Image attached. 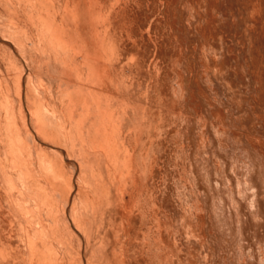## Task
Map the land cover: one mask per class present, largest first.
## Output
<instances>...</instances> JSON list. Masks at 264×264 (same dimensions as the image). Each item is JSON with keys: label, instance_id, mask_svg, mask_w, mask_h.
I'll list each match as a JSON object with an SVG mask.
<instances>
[{"label": "bare ground", "instance_id": "obj_1", "mask_svg": "<svg viewBox=\"0 0 264 264\" xmlns=\"http://www.w3.org/2000/svg\"><path fill=\"white\" fill-rule=\"evenodd\" d=\"M176 1L177 0H169L166 9L161 12L158 6H156L157 4L152 0H140L138 1L139 7H137V12L134 9H123L119 7L118 5L122 4V2H118V0H115L110 6H108L105 0H83L82 5L79 4V0H0V33L2 34V36H0V264H149L150 261L148 256L150 255L159 258V262L161 261L162 264H180V259L187 264H244L242 246L240 243L241 234L239 228L241 226L234 225L232 222L231 208H233L235 214L239 215L234 200L235 197L232 196V192H228L227 195L221 193V197L215 196L213 198L211 202V215L214 221V231L211 237H214V242L212 243V247H210L211 245L209 246L208 237H206L205 233L206 213L204 214L206 211V207L204 208V206L208 204L207 201L209 200L206 201L207 197H203L205 199L199 198V193L196 195L193 191L194 189L190 187V184L195 183L196 179L194 177L195 175L192 173V168L195 163L202 177L213 173L219 179V175L221 176L223 170L228 168V164L230 168L236 166V160L239 158V153L242 152L246 153L249 157L248 162H256L257 168L261 171L257 180L264 185V153L259 146L255 145L256 142L253 141L252 143L250 141L252 145L255 143V146H252L249 141H246L247 139L244 140V136L241 135V132V136H234L236 132L235 129L234 134L231 133L232 131L230 129V131H228V129L226 131L220 130L219 118L213 117V121L207 124L201 118L187 114L193 112L188 97L191 93H197L193 100L194 106L198 108L202 107L203 109L206 102L207 105H210V109L215 108V115L219 117V114L216 113L219 112V107L223 105L227 118L233 120L235 115L234 124L240 123V119L243 120L246 117V121H243L247 129L249 130V128L252 127V123L250 124V114H247V112H251V82L245 78L244 82H241L240 88H236L238 83L233 84L229 81L219 80V54L222 53V55H225L226 53L232 52V48L239 47L241 51L236 52L238 58L232 56V59L234 58V61L237 60V63L238 60L247 62V57H245L243 49L247 52L252 49L251 35L248 43L243 35L232 38L230 34V41L227 40L228 38L226 35V37L220 39L219 44V27L220 25L223 27V22L221 20V22L219 21V0H185L183 6H180L181 8L179 7L180 11L183 13L179 23L187 27L193 37L199 39V53L202 59L199 63L202 67L201 74H195L196 76H193L192 65L190 63V53L192 49L182 33H178L176 28L179 24L176 17L172 14L173 5L176 4ZM253 7L256 9V3H253ZM110 13L116 14L118 29H122L123 26H125L124 17L128 16L133 25L132 30L140 34V19H137V16L139 17L140 15L145 22H152L157 31H162L164 33L166 47L170 52L166 55V70L168 75H166V77L169 79H166L169 81V84L167 83L169 85L168 94L166 96L167 99L163 98L164 101L162 100L164 103L167 100V104L163 102V104L159 103L156 97L159 93L160 96L164 95H161L163 90L160 92L159 89L161 88H158L159 76L164 73L162 70V73L158 76V83L155 82L156 78L153 79L154 76H151L154 83L150 86L148 84L147 86L149 87L146 86L148 81L146 83L144 80L146 76L143 77L144 83L146 84H141V86H143V91L145 92L141 93L143 91L142 89L140 90L142 95L137 94L138 100L136 99V101H134L135 98L132 100L135 103L129 100L131 104L128 105L122 101L125 100L122 99L124 97L122 93H120L123 90L121 91L118 88L122 83L118 85L117 81H121L118 79L122 78V76L126 77L127 75H131L129 72L131 69L127 68L131 66L129 64L133 62L132 60H134V57L128 61L123 56L126 62L128 61V66L125 68L129 71L126 72V75L122 73L120 78L116 79L117 76L121 74L118 70L121 68L120 71H122L124 65L122 66L120 61H118L122 67L119 66L117 68L118 62L114 61V58H112L113 62L108 60V55L104 54V50H102V53H100L101 51H97V55H95L88 52L92 48H87L90 49L88 51H85L86 48H84L85 55L83 54L81 58L83 63L77 54V57H79L78 60L81 62L80 65H78L79 61L73 58L75 56L71 57L72 54H70L71 58L67 57L68 59L64 57L68 54L66 52L64 54L62 53L63 58L61 57V52L57 54L55 45L62 43L63 40L68 44L69 47H67V49L69 52L70 50L76 51L74 50V43L67 42L65 38L68 37L66 35L67 31L75 33V36L72 37L82 41L84 45H87V40H92L94 37L99 41L96 42H98V44L100 43V47L109 44L107 41L110 43L121 41V37L115 35L111 36L109 34ZM239 13L240 12L237 10L236 14ZM16 15H22L24 17L29 15L28 18L30 17L31 22H34L35 25H39L40 30H42L41 33L44 32L46 35V41L36 39L39 36L43 38V35H40L39 32V34L35 32L37 37L33 40L34 36L32 35L35 33L31 35V32H28V35H31V37L28 36V41L30 42V38H33L31 46H34V49L35 46H40L44 49V51H41L40 49L42 48L37 49L36 47L35 50L38 52H35L34 49L29 46L31 48H29L30 51H26L29 53L33 51L35 54L37 53L36 55L40 57L36 59L38 62L42 59L43 62L45 59H48L49 62L54 61V65H56L55 63H57V61L60 63V60L63 61L65 58L64 61L67 60L68 65L67 61L64 65H71L69 68L72 72H74L73 69L75 67V70L82 71L83 68L81 67V69L80 66L83 64L85 68L88 69H86V71L90 69L87 74L83 73L84 69L82 73L80 71V74H77L76 78H78V76L80 77V75L82 76L78 78L79 80L77 79L79 83L75 78L79 87H74L72 85V87H74L71 89V93L73 94L72 97L68 96V92H64V94H58V91L56 92V82L54 83L53 75L49 72H47V74L44 73L46 75H38L39 72H36L37 68L33 66V62L36 58L34 57L35 55H33L34 61L33 57H25L24 59L27 63L24 64H31L32 66H29L32 68L28 69L30 67L27 66L24 72L21 71L23 70L21 67L24 65L22 64V66L19 64L20 62H17V58H14L13 53L14 49H16L15 47L22 44L20 42H24L23 44H25V41H21L22 38L20 39L19 35V37L17 36L18 38L15 36L16 39L14 37L17 29L18 31H23V28L21 29V27H23L21 24H19L21 26H18L14 25L12 22ZM224 16L227 15L224 14ZM19 18L20 17H17L18 21ZM93 18H95L98 28L96 35L93 33L94 28L91 22V19L94 21ZM27 20L26 18L24 21ZM30 24L32 25V23L29 22L28 25ZM25 25V28L29 29L30 26H27V23ZM35 25L33 28H35L36 31L39 30ZM9 29L13 30L14 35H12V33L11 35L3 33V31ZM31 31H33V29ZM22 33L24 37L25 32ZM25 34H27V32ZM143 35L144 34L141 33V36ZM26 37L24 39H27ZM133 38L135 39V37ZM125 39L129 41L131 38L129 39L128 36L125 35ZM134 41H136V39ZM146 43L150 48L149 53L153 56L157 48H155V42L148 40ZM118 44L116 45L118 46ZM121 44H119L120 47ZM20 46L19 49L23 48L25 45H22L21 48ZM78 47L82 49L81 46ZM77 49L79 50V48ZM112 49L114 50V48ZM16 50L18 53L20 52L19 55L21 57L27 55L25 51L21 54L18 48ZM39 50L40 52H44L42 59V55L39 56ZM132 50L130 53H133L137 48ZM62 52H64V50ZM91 52H93V49ZM116 52L114 51L113 53L116 55ZM132 53L130 55H132ZM99 54L101 55L99 56ZM119 54L117 53V57H119ZM150 54L147 53V56ZM193 54L195 55V53ZM45 55L47 58L45 57L44 59ZM58 55L61 57L60 60H57L59 59ZM122 55L126 54L123 52ZM142 55L143 53H141V56ZM30 56L32 55L30 54ZM141 56L139 55L138 59L142 58ZM73 59L75 60V64L78 62V69V66H74ZM144 59L148 58L144 56ZM151 60L153 61V59ZM146 61L145 63L142 62L146 65L152 62L148 60L149 63H147L148 61ZM49 62L45 61L44 63ZM229 62L231 63V61ZM17 63L21 66H19L18 69H13L14 74H11V68L15 67ZM135 63L139 65L137 61ZM235 63L233 64L236 65ZM136 64L133 67L134 72H132V70L131 72L132 75L135 73V76H133L137 79V76L142 74L140 71L144 70L141 68L144 64H141L142 66L139 65L141 69L138 68ZM153 64H150V66ZM146 65L144 66L146 67ZM239 66L234 67L241 71L243 66ZM148 67L149 66H147V68ZM135 69H140L139 72L137 71L138 74ZM230 69L233 68L231 67ZM15 70L19 71V73H17V71L15 72ZM152 70L154 71V69ZM238 70L237 72H239ZM151 71H149V75H151ZM20 72H22V74ZM72 72L69 71L70 76L71 74L73 75ZM123 72L125 73V69ZM156 72L159 73L158 70ZM229 74L231 75V72L226 75L229 76ZM13 76H15V79ZM75 76L76 74H74L73 77ZM83 76L85 77L84 79L82 78ZM140 76H138L135 84L139 85V83L143 82L141 78L144 75ZM73 77H71V79ZM195 77L197 78L196 80ZM232 77L233 78L229 76L233 81L234 76ZM129 78L128 76L125 79ZM16 79L19 84L25 87L26 98L28 96L27 83L31 82V84H28L31 86L29 89H32V85L34 84L33 87L36 86L39 90L36 91L40 93L35 91L37 95H34L38 98L37 100L40 104L43 103L47 106H43L42 104L43 108L39 105L40 109L38 108V110H40V112L37 110L30 111L32 109L31 106L36 102V98L33 97L35 98V102H32L31 106L30 104L28 105V109L31 108L29 110V113H31L30 115L35 117L32 121H41L40 118H42V115H40V113L43 114V109L48 112L44 113L45 115L50 114L52 116V120L48 121V119H46L48 122L45 121V123L43 121L45 118L42 119L44 128L41 127L42 125L39 124L40 122L37 123L35 121L36 123H32L35 124L33 125V133L37 130L36 132L41 136H39V138L44 139L43 142L48 141V143H52L53 145L49 150H44V152L41 150L43 153L42 159L40 158L42 154L38 151L39 148L37 149L39 154L38 152H34L36 153L35 155L39 156V159L36 156L37 162L41 163V160L44 161L43 168L45 172L37 176H33L34 174L31 172L33 169L32 167H30V169L32 168L30 170L27 169L29 166L27 168H20L21 165H19L27 163L29 159L35 158V155L33 158L31 157L33 154L29 157L28 152L30 150L27 152L26 148H29V145L33 146L36 144L33 143L32 145L31 143L32 140L33 142L36 140L34 141L35 138L32 139V133V136L29 134L30 137L28 138L26 133L28 129H24L26 126V118L24 116L27 113L22 114V116L18 114L17 117L16 110H18L20 104L16 109L15 106L11 104L13 99L9 98L12 99L11 101L7 99L9 95L13 97V94L10 93L11 90H8V84L14 80V82H16ZM80 79H83V81L81 80L83 83H86V81L89 83L90 80L91 83L94 80L93 87L95 86L97 90L91 91L89 88H84L86 84L83 85V87L80 86L83 84H80ZM192 80L198 83L197 88H201V90L205 84L207 95L201 90L193 91L194 87H190ZM25 81L26 83H24ZM32 81H35V83ZM36 81L39 83H36ZM58 81L61 80L58 79ZM75 81L73 78L68 85L71 83L74 84ZM127 81L128 83L131 82L129 80ZM128 83L127 86H121L126 91L129 89ZM131 83L130 88L133 87ZM35 84L41 85L44 89H39L41 87H37ZM59 84L60 82L58 85ZM13 85L18 87L15 83ZM163 85H165L164 82ZM63 87H65V85ZM17 89L19 88L15 87L14 92ZM20 89L17 91L19 92ZM130 90L131 92L133 91L132 89ZM17 91L15 92L16 94H18ZM131 92L128 90L129 94ZM136 93H138V91ZM4 94H8V96L5 97L6 95L4 96ZM41 94L43 96L39 98ZM120 95H122V97ZM139 95L141 96L138 97ZM18 96L17 99L21 101V93L20 95L18 94ZM119 97L122 100H120ZM33 98L28 97L29 101ZM128 98H130V96ZM39 99H41L42 102ZM27 100L26 104L30 103ZM35 104L32 106L34 109L35 106H38V104ZM243 106L246 107L245 112L240 114V109L242 110V108H244ZM115 107L118 108L117 110L120 109L119 111L121 112L119 113L116 111L118 114H115V112L109 111L110 108L113 110ZM187 107L189 111L186 114L184 110L187 109ZM76 108H81L80 110L82 111L75 112L77 110ZM20 109L21 106L17 111L18 113L19 111L23 112V109ZM72 110L76 114H74ZM113 111H115V109ZM124 111H126V114L123 115L122 113ZM158 112L163 113L164 116L166 115L168 118L162 121L164 116L162 117L163 114H161V118L163 119L160 118V121ZM183 113H185V115ZM237 113L239 114L237 117H239L238 119L240 122H237ZM119 114H122L121 117H123L120 118ZM30 115L29 117H31ZM37 115H40V118L36 119ZM232 120L231 123H233ZM243 124L239 125L243 126ZM248 125H250V127H248ZM236 127L239 129V126ZM240 128L242 127L240 126ZM224 129H226V127H224ZM247 129L244 127V130L248 131ZM211 134L214 136V141H216L214 147L211 146ZM246 137L248 139L252 138H249V136ZM36 138H38V136ZM29 139L32 140L30 141ZM59 139L64 140L71 154L67 152V149L64 150L56 145ZM141 139L147 141L146 147L149 151V161L144 171L141 170L142 167H140V162L138 163L137 161V155L140 153L138 149L142 147V145H140ZM65 152L68 154L65 155ZM219 152L225 154L227 161L225 159H219ZM6 162H9L10 167H5ZM32 162L35 163L34 160H32ZM32 162L30 160L29 163L31 164ZM65 162H68L69 166L65 164ZM183 163L184 166L182 165ZM44 164L46 166H44ZM15 165H19L20 167ZM176 165L179 167V170L175 167ZM253 165L256 166L255 164ZM24 166L26 165L24 164ZM43 168L37 169L43 171ZM246 169H248V166H246ZM141 173H144V182H142L143 176L141 178ZM223 185L225 186V182ZM253 186L256 187V183H254ZM212 189H215V187ZM173 197L177 199L182 207V211L176 217L172 214L173 211L171 212L169 205ZM226 198L230 200L231 208L228 206L229 211H227L226 208V204H228ZM252 202L255 203V200L253 199ZM159 219L162 220V237L159 236L158 233V229H160L158 225L161 224L157 223Z\"/></svg>", "mask_w": 264, "mask_h": 264}, {"label": "rangeland", "instance_id": "obj_2", "mask_svg": "<svg viewBox=\"0 0 264 264\" xmlns=\"http://www.w3.org/2000/svg\"><path fill=\"white\" fill-rule=\"evenodd\" d=\"M80 1V3L79 4H81L82 5V1L83 0H79ZM99 1V0H98ZM101 1H104V0H101ZM107 3H108V6H110V5H112L113 4V2L115 1V0H105ZM138 1H140V0H118V2H122V4H119L118 6L119 7H121V8H123V9H134V10H136L137 12H138V8L137 7H139V3H138ZM155 4H157L156 6H158V8H159V11H163V10H165L166 9V6H167V4H168V2H169V0H152ZM134 2H135V4H134ZM137 2V3H136ZM184 2H185V0H177L176 1V4L175 5H173V9H172V14H173V16H175L176 17V20H177V22H178V26H177V31H178V33L180 34V33H182V35L184 36V38H185V40L187 41V43L190 45V47H191V49H192V51H191V53H190V63H191V65H192V73H193V76L196 74V75H198V74H201V72H202V70H201V66L199 65V63L202 61V59H201V55H200V53H199V39L198 38H196V37H193V35H192V33L191 32H189V29H187V27H184V25L183 24H181V23H179V21L181 20V18H182V16H183V13L180 11V9H179V7L181 6H183V4H184ZM159 3V4H158ZM180 3H182V4H180ZM253 3H256V9H254V7H253ZM137 4V5H136ZM163 4V5H162ZM95 5V4H94ZM135 5V6H134ZM161 5V6H160ZM178 5V6H177ZM123 6V7H122ZM165 6V7H164ZM180 7V8H181ZM163 8V9H162ZM177 8H178V10H177ZM237 10L240 12L239 14H236V12H237ZM236 11V12H235ZM181 13V15H180V13ZM224 14H226L227 16H224ZM116 14H114V13H110L109 14V34L111 35V36H113V35H115V36H118V37H121V41H119V42H109V41H107V43H109V44H105L104 45V47H100V43L98 44V40L97 39H95V37L92 39V40H87V45H84V43L82 42V41H80V40H77V39H74L73 37L75 36V33H72V32H69V31H67V33H66V35L68 36V37H65L66 38V40H67V42H69V43H74V45H75V49L74 50H76L75 52L74 51H71L70 50V52H69V50L67 49V47H69L68 46V44H66V42L63 40V42L62 43H60V44H58V45H55L56 46V51H57V54L58 53H60L61 52V57H62V53L64 54L65 52L66 53H68L66 56H64L66 59H68L69 57H70V54H72V56L71 57H73V56H75V57H73L74 59H77L76 61H79L78 60V58L80 57V60H81V62L83 63V61H82V57H83V54L85 55V51H88V50H90V49H87V48H92L93 49V52H91V50L90 51H88V52H90L91 54H95V55H97V51L99 52V51H101L100 53H102L103 51L102 50H104L105 52H107V53H105L104 52V54L106 55H108L107 57H108V60H110V61H112L113 62V59L112 58H114V61H120V63H121V65L124 67V69H125V73L123 72V67L119 64V62H118V66H117V68L120 66V67H122V71H120V69L118 70V72L120 73L121 72V74L120 75H118L117 76V78L116 79H118V78H120V76L122 75V73L123 74H125L126 75V72L127 71H129V70H127V69H131L132 70V72H134V69H133V67H134V65L136 64L135 62L137 61L138 63H139V65L140 66H142L144 63H145V61L147 60H150V62L152 61L151 59H153V61L151 62V63H149V61L147 62V63H149V65H146V64H144V65H146V67L143 65L141 68L142 69H144V70H142V71H140V67H139V65L138 64H136V65H138V68H140L139 70H136L137 68H136V66H135V71H136V73L138 74V72L140 71V72H142V74H139L138 76H142V75H144V76H142V80L141 81H143L142 83H139V85L138 84H135L136 83V80L138 79V76H137V79H136V77L134 78V76L132 75V72H131V70L129 71L130 73H131V75H127L126 77H130L129 79H125L126 77L125 76H122V78H120V79H118V80H121V81H117V83H118V85H120L121 83V85H120V87L118 86V88L122 91V92H120V93H122V95H123V97L124 98H122V99H125V100H122L120 97V100H122V101H124L126 104H131V102H129V100H134V98H135V100L134 101H136V99H137V94H141V93H144L145 91H143L144 89H143V86H141V84L142 85H144V84H146L147 83V81H148V83L146 84V86L149 84V86L152 84V83H154V78H156V80H155V82H157L158 81V76L160 75V73H162V71L164 72V73H162L161 74V76H159V87L158 88H161V89H159V91L161 92V90H163V92H161V95L162 94H164V95H162V96H160V93L156 96L157 97V100H158V102L159 103H161V104H163L164 102V99L166 98V96H167V94H168V87H169V81H167V80H169L167 77H166V75H167V70H166V60H167V56L166 55H168L170 52L167 50V47H166V40H165V37H164V33L162 32V31H157L155 28H154V25L152 24V22H145L143 19H142V17L139 15V17L137 16V19H140L139 20V30H140V32L142 33V34H144L143 36H141V33L139 34V33H136V32H134L133 30H132V23H131V19L128 17V16H125L124 17V22H125V26H123V28L122 29H118V27H117V18H116V16H115ZM22 15H16L15 16V18H14V21H15V23H14V21H12L13 22V24L14 25H18V26H23V27H21V29L23 28V31H18V29H17V31L19 32H17V31H15L16 32V35H14L13 33V30H5V31H3V33L4 34H10L11 35V33H12V35H14V37L16 36H18L20 39H21V41L23 40V41H25V44H23L24 42H20V43H22V44H20L19 46H20V48L22 47V45H25L23 48H21V49H19V46H17V47H15L16 49L18 48V51L20 50L21 51V54L25 51V54L27 53V55L26 56H23V57H21L20 55H19V53L17 52V50L16 49H14V53H13V55H14V58L16 59L17 58V62H20L19 64H23L24 66H25V69H24V66L23 67H21L23 70H21V68H20V70L21 71H25L26 70V67L28 66V67H30L29 65H31V64H29V65H25L24 63H26L25 61L26 60H24L25 59V57H33V55H35L34 57H36L35 58V61H37L36 59H37V57H38V55H36L35 53H34V51L35 52H38V51H36L35 49H36V47H37V49L38 48H42V47H40V46H35V49H34V46H31L32 45V42H33V40H35V38L37 37V34H39L40 33V35H43L42 37L43 38H41V36H39V37H37L36 39H41V40H44V41H46V35H45V33L44 32H42L41 33V31L42 30H40V26L39 25H35L34 24V22H31V19H30V17L28 18V16H22ZM17 17H20L19 18V21L17 20ZM226 17V18H225ZM26 18L29 20H27V21H24V20H26ZM180 18V19H179ZM89 19V18H88ZM94 19V21L91 19V22L93 23V33H94V35H96L97 34V32H98V28H97V26H96V20H95V18H93ZM130 19V20H129ZM142 19V20H141ZM222 21L223 22V27H222V25H220V27H219V44H220V39L222 38V37H226V35H227V40H231V36H232V38H234V37H239V35H243L244 36V39L247 41V43H248V41L250 40V35H251V47H252V49L249 51V52H247L245 49H243L244 50V55H245V57H247V62L245 63L244 61H239L238 60V63H237V60L236 61H234L233 59H232V56L233 57H235V58H238V54L236 53V52H239V51H241V48H239V47H234V48H232V52H229V53H226L225 55H222V53H220V48H219V80H225V81H229V82H231V83H233V84H237L236 85V88H240V86H241V82H244V80H245V78H247L250 82H251V94H250V103H251V108H250V110H251V112H247V114L249 113L250 115V119H251V121H250V124L252 123V127L251 128H249V130L247 129V126H246V124H245V122L244 121H246L245 120V118L242 120V119H240L241 120V122L239 121V117H237V116H239V114L238 115H236V117H237V119H238V121L237 122H240V123H237V124H234V119H235V115H234V119L232 120V122L233 123H231V120L229 119V118H227L226 117V113H225V107L222 105V106H220L219 107V112H217L216 114H219V117H217L216 115H215V108H212V109H210L211 107H210V105H207L206 104V102H205V106H204V108L202 109V107H200V108H198V107H196V106H194V104H193V100H194V98L196 97V94L197 93H191V95H189V97H188V100L190 101V105H191V108H193L192 109V111L193 112H189L188 113V111H189V109H188V107H187V109H185V110H187V111H185L184 110V112L187 114V115H194V117H199V118H201L202 120H204L205 121V123H207V124H209L211 121H213V117H215V118H219V129L220 130H222V131H226L227 129H228V131H232L231 133H233L234 134V132L236 131H238V130H240V131H238V133L236 134V132H235V134H234V136H241V135H243L244 136V140L245 139H247L246 141H251L252 143H253V141L254 142H256V144L255 145H257V146H259L260 147V149L262 150V152L264 153V0H256V1H252V0H219V21ZM114 21V22H113ZM141 21V22H140ZM220 21V22H221ZM225 21V22H224ZM18 22V23H17ZM23 22V23H22ZM24 22H25V24L27 23V26H30L29 27V29L28 28H25L26 27V25L24 24ZM32 23V25L34 24L35 26H37L38 28L37 29H39V30H35V28H33L34 27V25L32 26L31 24L30 25H28V23ZM95 22V23H94ZM19 24H21V25H19ZM24 24V25H23ZM142 24V25H141ZM220 24V23H219ZM224 24H225V26H224ZM116 27V28H115ZM111 28H113V29H111ZM179 28H180V30H179ZM26 29V30H25ZM33 29V31H31ZM111 29V30H110ZM20 30V29H19ZM25 30V31H24ZM28 30V31H27ZM146 30V31H145ZM31 32V35L32 34H34L35 32L37 33H35L34 35H32V36H34V39L33 38H30L31 40H30V42L28 41L29 40V37L28 36H30L31 37V35H28V32ZM132 31V32H131ZM145 31V32H144ZM184 31V32H183ZM22 32H27V34H25L24 33V37H23V33ZM33 32V33H32ZM39 32V33H38ZM147 32V33H146ZM18 33V34H17ZM112 33V34H111ZM115 33V34H114ZM159 33V34H158ZM118 34V35H117ZM223 36H222V35ZM230 34H231V36H230ZM233 34V35H232ZM22 35V36H21ZM125 35H127L128 36V38L130 39L129 41H127L126 39H125ZM192 35V36H191ZM0 36H2V34L0 33ZM27 36V37H26ZM73 36V37H72ZM221 36V37H220ZM16 37H15V39H16ZM17 37V38H18ZM27 38V39H24V38ZM133 37H135V39H136V41H134L135 39L133 38ZM189 37H192V38H189ZM20 39H19V41H20ZM33 39V40H32ZM125 39V40H124ZM134 39V40H133ZM27 40V41H26ZM148 40H151V41H153V42H155V48H156V50H155V54L153 55V56H151V54L149 53L150 52V48H149V45L146 43ZM76 41V42H75ZM96 41H98V42H96ZM126 41V42H125ZM18 42V41H17ZM27 42H28V44H27ZM48 42V41H47ZM124 42V43H123ZM132 42V43H131ZM138 42V43H137ZM19 43V42H18ZM65 43V44H64ZM94 43V44H93ZM121 44V47H120V45L119 44ZM125 43H126V46H125ZM96 44V45H95ZM116 44H118V46L116 45ZM143 44H144V46H143ZM47 44L45 43V46H46ZM73 45V44H72ZM113 45H115V46H113ZM128 45V46H127ZM134 45H135V47H134ZM138 45V46H137ZM28 46V47H27ZM32 47L33 49H34V51L33 52H31V53H29V52H26V51H30V47ZM61 46H65V47H61ZM78 46H81L82 47V49L80 48V47H78ZM92 46V47H91ZM95 46H96V48H95ZM98 46V47H97ZM109 46H110V48H109ZM113 46V47H112ZM124 46H125V49H124ZM133 46V47H132ZM141 46V47H140ZM162 46H163V48H162ZM197 46V47H196ZM47 47V46H46ZM118 47H119V50H118ZM141 48V49H139V48ZM220 47V46H219ZM25 48H27V49H25ZM30 48V49H29ZM77 48H79V50L77 49ZM84 48H86V50L84 51ZM103 48V49H102ZM110 50H109V49ZM112 48H114V50L112 49ZM123 48V49H122ZM137 48V50H135ZM144 48H147V49H144ZM94 49H95V51H94ZM127 49V50H126ZM130 49V50H129ZM135 50V51H133V50ZM159 49V50H158ZM236 50V51H234V50ZM41 51L43 50L44 51V49L42 48V49H40ZM40 50H39V56H41V59H42V57H43V55H44V52H40ZM64 50V52H62ZM65 50H68V51H65ZM81 50H83V51H81ZM107 50V51H106ZM111 50H112V52H111ZM129 50V51H128ZM133 51V53H132V55H130L131 53H130V51ZM139 50H140V52H139ZM146 50V51H145ZM149 50V51H148ZM163 50V51H162ZM197 50V51H196ZM116 52V55H115V53H113V52ZM122 52V53H120V52ZM136 51H137V53H136ZM142 51H144V52H142ZM234 51V52H233ZM17 52V53H16ZM95 52V53H94ZM123 52L126 54V55H122L123 54ZM129 54V56H128V54ZM139 52V53H138ZM164 52V53H163ZM250 52H251V54H250ZM29 53V54H28ZM33 53V54H32ZM41 53H43V54H41ZM74 53V54H73ZM80 53V54H79ZM117 53L119 54V57H117ZM136 53V54H135ZM141 53H143V55L141 56ZM146 53V54H145ZM147 53L148 54H150V55H148L147 56ZM158 53H159V55H158ZM193 53H195V55L193 54ZM233 53V54H232ZM30 54L32 55V56H30ZM79 55V57H77L78 55ZM82 54V55H81ZM164 54V55H163ZM235 54V55H234ZM250 54V55H249ZM15 55H16V57H15ZM101 54H99V56H100ZM114 56V57H112V56ZM139 55L142 57V58H139L138 59V57H139ZM230 55V56H229ZM59 56V59H57V60H60L61 59V57H60V55H58ZM115 56H116V58H115ZM120 56H121V58H120ZM126 58V60H128V61H130L133 57H134V60H132L131 62H129V63H131V64H129V65H131V66H129V68H127V66H128V61L126 62V60H125V58ZM126 56H128V57H126ZM136 56V57H135ZM144 56L145 57H147L148 59H144ZM194 56V57H193ZM199 56V57H198ZM237 56V57H236ZM34 57H33V61H34ZM45 57H46V55L44 56V59H45ZM68 57V58H67ZM70 57V58H71ZM77 57V58H76ZM106 57V56H105ZM106 57V58H107ZM123 57V58H122ZM152 57V58H151ZM226 59H225V58ZM20 58V59H19ZM23 58V59H22ZM38 58H40V57H38ZM47 58V57H46ZM63 58V57H62ZM64 58V59H65ZM160 58V59H159ZM194 58V59H193ZM22 59V60H21ZM64 59H63V61L62 60H60V63H59V61H57V60H55V61H57V63H55L56 65H54V61H51V62H49L48 61V59L46 60H44V62L45 61H47V62H49V63H44L42 60H39V62L37 61V62H33V66L35 67V68H37V73L39 72V74L38 75H46L47 74V72H49L51 75H53V80H54V83L56 82V85H57V87L55 86V88H57V90H56V92L58 91V94H64V92H68L69 93V95L68 96H73V94L71 93L72 92V88H74L75 86H78V84H77V82L79 83V81H77V79L78 78H80L82 75H80V77L78 76V78H76L77 77V74L81 71H77V70H75V68L73 69V71L74 72H72L71 71V69L69 68V67H71V65H69V66H67L68 65V61H67V65H64V64H66V61H64ZM73 59V60H74ZM116 59V60H115ZM123 59V60H122ZM137 59V60H136ZM144 59V60H143ZM193 59V60H192ZM73 60H71V61H73ZM122 60V61H121ZM138 60H140V61H138ZM144 62H142V61ZM234 62H233V61ZM61 61H62V63H61ZM69 61H70V59H69ZM124 61V62H123ZM229 61H231V63L229 62ZM80 61H79V64H78V62H76L78 65H80V63H81ZM141 62V63H140ZM236 62V63H235ZM241 62V63H240ZM36 63V64H35ZM51 63H53V64H51ZM73 63V62H72ZM71 63V64H72ZM143 63V64H142ZM154 63V64H153ZM160 63V64H159ZM233 63H235L237 66H239V67H242V69H241V71L240 70H238L237 68L235 69V67H237L236 65H234ZM240 63V64H239ZM18 63L15 65V67H12L11 68V71H10V73L11 74H14V71H13V69H18L19 68V66H21V65H19ZM27 64V63H26ZM69 64H70V62H69ZM74 66H78L77 64H75V60H74ZM127 64V65H126ZM142 64V65H141ZM150 64H153V65H155L156 66V69L158 70V72L159 73H157L156 71V69H155V66H150ZM158 64V65H157ZM41 65V66H40ZM42 65H44V66H42ZM84 65V64H83ZM83 65H81L80 66V68L82 67L83 69H84V71H83V69H82V71H83V73L84 74H87L89 71H90V69H89V71H86V69L87 68H85V65H84V67H83ZM160 65H162V66H160ZM16 66H17V68H16ZM32 66V65H31ZM39 66V67H38ZM67 66V67H66ZM147 66H149L148 68H147ZM157 66H158V68H157ZM228 66V67H227ZM235 66V67H234ZM63 67H65V68H63ZM127 69H126V68ZM131 67V68H130ZM144 67V68H143ZM152 67V68H151ZM163 67V68H162ZM233 68V69H230V68ZM32 67H30V68H28V69H31ZM47 68V69H46ZM72 68H73V65H72ZM79 68V66L77 67V69ZM194 68V69H193ZM52 69V70H51ZM66 69H68V70H66ZM151 71L152 69H154V71L156 72H154L153 70L151 71L152 73H151V75H149L150 74V72L148 71ZM230 69V70H229ZM240 69V68H239ZM40 70V71H39ZM48 70V71H47ZM64 70H65V73H64ZM88 70V69H87ZM149 72H147V71ZM160 70V71H159ZM162 70V71H161ZM234 70V71H233ZM237 70L239 71V72H237ZM17 70H15V72H16ZM52 71V72H51ZM67 71V72H66ZM69 71L70 72H72L73 73V75L71 74V76H70V73H69ZM76 71H77V73H76ZM82 71H81V73H82ZM138 71V72H137ZM144 71V72H143ZM196 71H197V73H196ZM231 72V75L232 76H234V79H233V81H235V82H233L232 80H231V78H233L230 74H229V76L231 77V78H229V76H227L226 74H228V73H230ZM41 72V73H40ZM55 72V73H54ZM60 72V73H59ZM113 72V71H112ZM145 72H146V74L148 75H146L145 74ZM17 73H19V71H17ZM21 74H22V72H20ZM44 73H46V74H44ZM68 73H69V75H68ZM155 73V74H154ZM232 73H234V74H232ZM16 74V73H15ZM74 74H76V76L75 77H73L74 76ZM80 74V73H79ZM78 74V75H79ZM83 74V75H84ZM127 74H129V73H127ZM157 74V75H156ZM164 74V75H163ZM17 75H20V74H17ZM63 75V76H62ZM195 75V76H196ZM221 75V76H220ZM16 76V75H15ZM15 76H13V78L15 77ZM65 76V77H64ZM70 76V77H69ZM86 76V75H85ZM133 76V80H135V81H133L132 79H131V77ZM140 76V77H141ZM146 76V77H145ZM151 76H154L153 77V79H152V77ZM157 76V77H156ZM168 76V75H167ZM71 77H73L74 78V81H75V78H76V81L74 82V84L73 83H71V84H69L68 85V83H70V81H72V79H71ZM143 77H145V81H146V83H144L145 81L143 80ZM149 77V78H148ZM151 77V78H150ZM17 78V77H16ZM83 79L85 78L84 76L82 77ZM124 78V79H123ZM15 79V78H14ZM58 79H60L61 81H58ZM70 79V80H69ZM83 79H80V81L82 80L83 81ZM123 79V80H122ZM148 79H150V80H148ZM152 79V80H151ZM164 79V80H163ZM167 79V80H166ZM197 78L195 77V80H196ZM69 80V81H68ZM79 80V79H78ZM86 80V79H85ZM126 80V81H125ZM127 80H129V81H133L132 83L131 82H129L128 83V81ZM140 80H139V82H140ZM15 81V80H14ZM14 81H12L11 83L9 82V84H8V90L10 89L11 90V92L10 91H8V92H10L11 94H13V97L15 96V92L17 91V90H19L20 88V91L18 92L17 91V93L20 95V93H21V96H20V99H21V101L20 100H18L17 99V96H18V94H16V96L13 98V97H10V95L8 96V94H4V96L5 97H7L8 96V101L10 100H12L11 101V104L13 105V106H15V108L17 109L18 108V106H19V104H20V106H21V109H23V112H21V111H19V113L17 112L18 110H19V108H20V106H19V108H18V110H16V114H17V117H18V114H20L21 116H22V114H26L24 117L26 118V126H25V124H24V129L26 128V129H28V130H26V133H27V135H28V138L30 137V135H31V133H32V139L33 138H35L34 139V141L36 140L37 142H38V145H37V142L35 141V142H33V140L32 139H29L30 141L32 140V145H33V143H36V144H34L33 146H30L29 145V148L31 147L32 148V150H31V148L29 149L28 147L26 148V151L28 152V150H30L28 153H29V157L31 156L32 158L34 157V155L38 152V151H40V153L42 154V156H40V158L42 159L43 158V153L41 152V150L44 152V150H49L50 148H51V146H53L52 145V143H48V141H44L43 142V140L44 139H42V138H39V136L40 135H38V133L35 131V133H33L34 131V126L33 125H35V124H32V123H39V124H41L42 126V128H44V123H45V121H47L46 119H48V121H51L52 120V116L50 115H45L44 113H46L47 111L45 110V109H43L44 111H43V114L42 113H40V115H42L41 117L42 118H40V115H37L36 117V119H38V118H40L41 119V121H42V119L43 118H45L43 121H44V123H43V121H42V123H41V121H39L38 122V120L36 121V120H33L32 121V119H35V117H33V115H30L31 113H29V110L30 111H32V110H37V111H39L40 112V110H38V108H39V105L41 106V107H43V106H46L45 104H43V106H42V104H40V102L37 100L38 98L34 95V94H36L37 95V93H39V92H37V91H39L37 88H36V86L35 87H33L34 86V84L33 83H35V81L32 83L33 85H32V89L33 88H36V89H34V90H32V89H29V87L31 88V86H29L28 84H31V82H29V83H27V86H28V90H27V98L25 97L26 96V92H25V87L23 86V85H21V84H19V82H18V80L16 79V82H14ZM68 81V82H67ZM80 82V84L81 83H83V82ZM91 81V80H90ZM90 81H89V83L86 81V83L84 82L83 84H81L80 86H82L83 87V85H85L84 86V88H89L91 91H95V86L93 87V82H94V80L90 83ZM17 82H18V84H17ZM60 82V84L58 85V83ZM125 82V83H124ZM129 84V86H128V88L129 89H127V91L126 90H124V88H122L121 86H127V83ZM151 82V83H150ZM163 82H164V84L165 85H163ZM16 84V85H18V87L17 86H15V85H13V84ZM24 83H26V81L24 82ZM36 83H39V82H37L36 81ZM130 83H131V86H133L132 88H130ZM137 83H138V81H137ZM168 83V84H167ZM10 84H11V86H10ZM67 84V85H66ZM90 84V85H89ZM134 84V85H133ZM197 84L198 83H196L195 81H193L192 80V82H191V84H190V87H194V89H193V91H196V90H201V88H197ZM19 85H20V87H19ZM26 85V84H25ZM35 85H37V84H35ZM65 85V87H63ZM72 85L74 86V87H72ZM138 85V86H137ZM13 86H15L16 88H19V89H17V90H15V92H14V89H15V87H13ZM41 87V88H39V89H41V90H43L44 88H42V86L41 85H37V87ZM92 86V87H91ZM136 86V87H135ZM149 86H147V87H149ZM10 87V88H9ZM12 87V88H11ZM53 87V86H52ZM79 87V86H78ZM65 88V89H64ZM92 88V89H91ZM137 88V89H136ZM235 88V89H236ZM60 91H59V90ZM75 89H77V88H75ZM130 89H134L132 92H131V90ZM142 89V91L143 92H141L140 93V90ZM167 89V90H166ZM37 90V91H36ZM66 90V91H65ZM74 90V89H73ZM97 90V89H96ZM128 90L131 92L130 94H136V95H134V96H136V97H134L133 95H130L129 93H128ZM165 90V91H164ZM31 91H33V92H31ZM37 93H36V92ZM127 93H126V92ZM138 91V93H136ZM205 95H207V90H206V86H205V84L203 85V87H202V90H201ZM7 92V93H8ZM29 92V93H28ZM124 92V93H123ZM135 92V93H134ZM146 92H148V91H146ZM165 92V93H164ZM15 93V94H14ZM71 93V94H70ZM126 93V94H125ZM33 96H32V95ZM40 94V93H39ZM78 94V93H77ZM124 94H125V96H124ZM122 95H120L121 97H122ZM142 95V94H141ZM141 95H139L138 97H140ZM42 94H41V96L39 97V98H42ZM126 96H127V98L130 96V98H126ZM132 96H133V98H132ZM160 96V97H159ZM165 96V97H164ZM19 97V96H18ZM26 99H25V98ZM28 97H31V98H33V97H35V98H33V99H31L30 101H29V99H28ZM162 97V98H161ZM9 98H12V99H9ZM15 98H16V100H15ZM74 98H77V97H74ZM164 98V99H163ZM23 99V100H22ZM28 99V100H27ZM34 99H35V101H34ZM167 99V98H166ZM25 100V101H24ZM26 100L27 101H29L30 103H27L26 104ZM40 101H41V99H39ZM138 100V99H137ZM163 100V101H162ZM16 101V102H15ZM20 101V102H19ZM24 101V102H23ZM37 101H38V103H37ZM161 101V102H160ZM32 102H35V103H33V105L31 104ZM42 102V101H41ZM133 102V101H132ZM163 102V103H162ZM10 103V102H9ZM133 103H135V102H133ZM168 102H167V100L165 101V103L164 104H167ZM24 104V105H23ZM30 104V106L32 105V106H34V104L35 105H37L38 104V106L36 107L35 106V109L31 106V108H30V106H29V108L30 109H28V105ZM115 104V103H114ZM17 105V106H16ZM27 105V106H26ZM114 106V105H113ZM47 107V106H46ZM236 107V106H235ZM240 107V106H239ZM244 108H242V110L240 109V114L241 113H244L245 112V106H243ZM44 108V107H43ZM206 108V109H205ZM20 109V110H21ZM27 109H28V111H27ZM40 109V108H39ZM77 109V108H76ZM81 108H78L76 111H75V109H74V111L75 112H77V111H82V110H80ZM115 109V111H113ZM113 110L110 108V112H115V114L117 113L118 114V112L120 113L121 111H119V110H117L118 108H114ZM112 110V111H111ZM121 110H123V109H121ZM178 110V109H177ZM191 110V109H190ZM42 111V110H41ZM93 111V110H92ZM116 111H118V112H116ZM202 111V112H201ZM21 112V113H20ZM39 112H38V114H39ZM72 112H73V110H72ZM37 113V112H36ZM48 113V112H47ZM74 113V112H73ZM185 113H183L184 115H185ZM74 114H76V113H74ZM123 115L124 114H126V111H124L123 113H122ZM122 114H119L120 115V118H122L121 117V115ZM158 118H159V120H160V118H161V114H163V113H161V112H158ZM19 115V116H20ZM29 115L31 116V117H29ZM45 115V116H44ZM119 115H118V117H119ZM164 116V114L162 115V117ZM249 116H247V117H249ZM252 116V117H251ZM164 118V119H163ZM163 118H161V119H163L162 121H164V120H166L168 117L165 115ZM39 119V120H40ZM207 119V120H206ZM224 119V120H223ZM228 119H229V121H228ZM236 119V120H237ZM235 120V121H236ZM247 120H249V119H247ZM28 121V122H27ZM29 121H32V122H29ZM36 121V122H35ZM47 121V122H48ZM161 121V120H160ZM207 121V122H206ZM225 121V122H224ZM47 122H46V124H47ZM243 122H244V124H243ZM239 124H243V126L242 125H239ZM29 125V126H28ZM31 125V126H30ZM37 125V124H36ZM221 125V126H220ZM245 125V126H244ZM236 126H239V129H238V127H236ZM240 126L243 128H240ZM28 127V128H27ZM36 127V126H35ZM41 127H38V128H41ZM221 127V128H220ZM224 127H226V129H224ZM235 127V128H234ZM244 127L248 130V131H246V130H244ZM248 127H250V125H248ZM22 128H23V126H22ZM37 128V129H38ZM223 128V129H222ZM30 129V130H29ZM230 129V130H229ZM234 129H235V131H234ZM212 130V129H211ZM209 132L211 133V131L209 130ZM240 132H241V135H240ZM244 133V134H243ZM245 133H247V134H245ZM30 134V135H29ZM38 136V138H36L37 136ZM233 136V135H232ZM246 136H249V138L250 137H252L251 139H248ZM41 137V136H40ZM210 138H211V146L212 147H214L215 146V143H216V141H214L215 139H214V136H212V134L210 135ZM40 139H42V140H40ZM42 141V142H41ZM60 141V142H59ZM246 141H244V142H246ZM251 142H250V144H251ZM48 143V144H47ZM29 144H30V142H29ZM51 144V145H50ZM253 144V145H254ZM35 145H36V147H35ZM40 145V146H39ZM56 145L57 146H59V147H61V148H63L64 150H66L67 149V152L68 153H70L71 154V152L70 151H68V148L66 147V145H65V143H64V140H62V139H59L58 141H57V143H56ZM140 145H142V147L141 148H139L138 150L140 151V153L137 155V161H138V163L140 164V167H142L141 168V170H143L144 171V168H146V166H147V164H148V161H149V151H148V149H147V141H145V139H141V141H140ZM252 145V144H251ZM252 145V146H253ZM254 145V146H255ZM45 147V148H44ZM66 147V148H65ZM145 147V148H144ZM211 147V148H212ZM39 148V149H38ZM41 148V149H40ZM37 149H38V151H37ZM236 150V149H235ZM25 151V152H26ZM144 151V152H143ZM148 151V152H147ZM26 152V153H27ZM34 152H36V153H34ZM67 152H65V155L66 154H68ZM211 152H212V149H211ZM27 153V154H28ZM38 154H39V152H38ZM243 154V155H242ZM219 159L220 160H222V159H225L226 161H227V157L225 156V154L224 153H221V152H219ZM36 156L38 157V159H39V156L38 155H35V158H36ZM142 156V157H141ZM59 157V156H58ZM35 158H33V159H29V161L27 162V163H24L26 166H24V164L22 165V164H19V165H21V167L19 166V165H15V166H17V167H20V168H27L28 166V168L27 169H30V167H32L30 170H31V172H33V176H37L38 174H43L44 172H45V169L43 168V160H41L42 162V164L40 163V162H37V158L35 159ZM249 157L247 156V154L246 153H239V158L236 160V166L235 167H232V168H230L229 167V164H228V168H226V170H223V174L220 176L219 175V179H218V177L216 176V175H214L213 173H210L208 176H204V177H202V175H201V173H199V171H198V166L194 163V167L192 168L193 169V174L195 175L194 177L196 178L195 179V183H191L190 184V187L192 188V189H194L193 191H194V193L197 195V193H199L198 194V196H199V198H202V199H205V198H203V197H207V199H206V201L207 200H209V201H207L208 202V206L207 205H205L204 206V208H205V212H204V214L206 213V215H205V220H206V222H205V226H206V237H208L207 238V240H208V243H209V246L210 247H212V243L214 242V237H211L212 235H213V231H214V221H213V218H212V213H211V208H212V206H211V202L213 201V198L215 197V196H219V197H221L220 195H222L223 193L225 194V195H227V193L229 192V193H231V194H233L232 196L233 197H235L234 198V200H235V202H236V208H237V210L239 211V215L238 214H235V211L233 210V208H231V206H230V200H228V198H226V200H227V203L229 204H226L227 206H226V208H227V211H229V208H228V206L231 208V211H232V222H233V224L234 225H239V229H240V243H241V246H242V252H243V254H242V258H244L243 259V261H244V264H247V263H250V264H264V185L263 184H261L258 180H257V178H258V175L261 173V171H260V169L259 168H257V164H256V162L255 163H251V162H248V159ZM30 160H31V162H32V160H34L35 161V163H29L30 162ZM239 161V162H238ZM242 161H243V163H242ZM245 161V162H244ZM256 161V160H255ZM29 163V164H28ZM28 164V165H27ZM33 164V165H32ZM42 165V168L44 169L43 171H39L40 169H42L41 168V165ZM46 164V163H45ZM44 164V166H46ZM65 164H67L68 166H69V163L68 162H65ZM248 164V165H247ZM253 164H255L256 166H254ZM5 167H10V164H9V162H6L5 163ZM8 165V166H7ZM35 165V166H34ZM183 166H184V163L182 164ZM196 165V166H195ZM243 165V166H242ZM12 166V165H11ZM35 168H34V167ZM246 166H248V169H246ZM178 170H179V167L176 165L175 166ZM254 167V168H253ZM37 168H40L39 170L37 169ZM46 168V167H45ZM69 168H71V167H69ZM34 169H36V170H34ZM231 169V170H230ZM40 173H39V172ZM142 171V172H143ZM227 171V172H226ZM229 171H230V173H229ZM37 173V174H36ZM227 173V174H226ZM235 173V174H234ZM142 175H141V178H142V176H143V179H142V182H144V173H141ZM242 174V175H241ZM247 174V175H246ZM231 176V177H230ZM229 177H230V179H229ZM205 179H207V180H205ZM224 179V180H223ZM205 180V181H204ZM218 180H220V181H218ZM253 180V181H252ZM205 184H204V183ZM225 182V186L223 185V183ZM244 182H245V184H244ZM256 183V187H254L253 186V184L254 183ZM251 184V185H250ZM243 185H244V187H243ZM197 187V188H196ZM209 187V188H208ZM214 188L215 187V189H212V188ZM218 190H217V189ZM216 190V191H215ZM233 190H234V192H233ZM196 191V192H195ZM214 191V192H213ZM219 191V192H218ZM251 191V192H250ZM216 192H217V194H216ZM211 193H212V195H211ZM222 193V194H221ZM236 193V194H235ZM238 193V194H237ZM223 194V195H224ZM239 195H240V197H239ZM210 196V197H209ZM211 196H212V198H211ZM242 196V197H241ZM196 197V196H195ZM198 198V197H197ZM255 200V203H253L252 202V200ZM204 203L206 204V202H205V200H204ZM175 204V205H174ZM169 205H170V209H171V212H172V214L176 217L177 215H179L180 214V212L182 211V207H181V205L179 204V202L177 201V199H175L174 197L170 200V202H169ZM253 206V207H252ZM262 209V210H261ZM261 210V211H260ZM209 215V216H208ZM211 215V216H210ZM247 217V218H246ZM241 220V221H240ZM161 221V222H160ZM158 224L159 223H161L160 225H158V227L160 228V229H158V233H159V236H163V234L161 233L162 232V228H161V226H162V220L161 219H159L158 220V222H157ZM232 224V225H233ZM212 225V226H211ZM213 227V228H212ZM210 228V229H209ZM212 229V230H211ZM243 232V233H242ZM258 235V236H257ZM245 241V242H244ZM247 249V250H246ZM253 249V250H252ZM251 253V255H250V253ZM248 253H249V255H248ZM260 253V254H259ZM262 253V254H261ZM247 254V255H246ZM253 254V255H252ZM149 257V261H150V263L149 264H162V262L160 263L159 262V258H157L156 256H148ZM153 257V258H152ZM262 258V259H261ZM154 259V260H153ZM254 259V260H253ZM180 264H184L185 262H183V260L182 259H180ZM185 264H187V263H185Z\"/></svg>", "mask_w": 264, "mask_h": 264}]
</instances>
